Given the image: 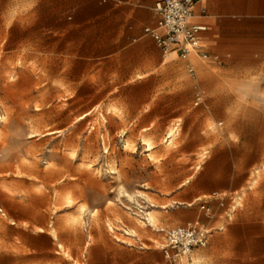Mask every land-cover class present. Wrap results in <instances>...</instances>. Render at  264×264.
Segmentation results:
<instances>
[{"label":"rangeland","instance_id":"1","mask_svg":"<svg viewBox=\"0 0 264 264\" xmlns=\"http://www.w3.org/2000/svg\"><path fill=\"white\" fill-rule=\"evenodd\" d=\"M156 1L0 0V264H170L165 231L198 221L210 243L180 264H264V22L234 17L192 75L154 43ZM230 143L252 167L225 207L172 198Z\"/></svg>","mask_w":264,"mask_h":264},{"label":"crops","instance_id":"2","mask_svg":"<svg viewBox=\"0 0 264 264\" xmlns=\"http://www.w3.org/2000/svg\"><path fill=\"white\" fill-rule=\"evenodd\" d=\"M64 1L72 3L71 6L67 7L77 10L78 16L83 14L86 17L84 12L87 9L91 10L93 6L92 0ZM155 3L149 5L144 13L148 15L156 27V17L153 12ZM203 10L205 15L197 17L196 22L208 27V31L202 36V40L210 58L215 60L220 57L211 54L206 42L212 40V42L218 44L217 48L221 49L226 42L231 41L230 37L226 36L235 25L232 20L234 17L248 16L252 21L258 22L262 20L264 22V0H201L197 5L196 14L199 15ZM76 25L81 26L83 22L77 21ZM250 32L253 33L252 28ZM134 41L136 42L137 40L135 39ZM188 153H192L191 150H188ZM251 167L252 165L245 164L244 147H240L237 143L227 144L220 147L210 159L204 162L199 171L192 176L188 183V190H184L180 194L172 196V198L181 199L183 204H196L203 202V198L213 197L216 200L221 199L220 203H222L224 202L223 197L237 193L244 188L246 173ZM207 203L211 205L212 201H207Z\"/></svg>","mask_w":264,"mask_h":264},{"label":"built area","instance_id":"3","mask_svg":"<svg viewBox=\"0 0 264 264\" xmlns=\"http://www.w3.org/2000/svg\"><path fill=\"white\" fill-rule=\"evenodd\" d=\"M201 0H159L153 7L156 17V27L150 31L157 47L166 55L175 54L178 58L188 61L189 73L196 74L191 62V56L196 55L203 60H209L210 55L205 50L202 36L208 31L204 24L196 22L197 17L205 15L201 11L199 16L196 8ZM202 97L197 95L195 106H199ZM169 137V136H168ZM236 199L232 200L235 205ZM225 207V202L220 203ZM206 217L213 216V209L209 203L200 205ZM236 206L227 211L235 214ZM212 237V232L199 221L187 226L165 231L166 244L163 251L170 264L182 263L194 250L206 248Z\"/></svg>","mask_w":264,"mask_h":264},{"label":"bare ground","instance_id":"4","mask_svg":"<svg viewBox=\"0 0 264 264\" xmlns=\"http://www.w3.org/2000/svg\"><path fill=\"white\" fill-rule=\"evenodd\" d=\"M199 16V15H198ZM169 60L171 61V60H174L175 59V57H176V55L175 54H171V55H169ZM2 119H3V117H2ZM55 132H52V133H50V134H54ZM173 136H174V134H173V132H171L170 133V135H169V137H168V141L170 140V139H172L173 138ZM167 141V142H168ZM173 142V140H171L170 142H169V145L171 144ZM142 144L145 146V150H146V152H149V153H151L152 151H153V149L155 148V145H154V143L151 141V140H149V139H143V141H142ZM150 156H151V154H149ZM126 197H128L131 201H133V202H135V198L132 196V195H130V194H126ZM137 197H145V195L143 194V192H138V195H137ZM139 205V208H141V209H143V207L140 205V204H138ZM152 207H157L156 205H152ZM167 207L168 206H162L161 208L162 209H167ZM86 213V210L84 209V208H82L81 209V214L83 215V214H85ZM142 213H143V219H145V221H143V220H139V222H140V224H141V227H143V228H145V227H148V226H151V227H157V225H158V223L160 222V216H158V214H157V211L155 210V209H152V210H149V211H142ZM96 215V212L94 213L93 212V214H92V216L94 217ZM75 223H77L78 221L77 220H75L74 221ZM14 224V223H13ZM113 229V228H112ZM163 231V230H162ZM125 235H127V236H129V237H132V238H134V237H137L138 236V233H137V231H135V230H126V232H125ZM59 248L60 249H64V246L62 245V244H60L59 245ZM66 252V251H65ZM68 255H69V253L68 252H66ZM202 261V257L201 256H199V255H197L196 257H194V263H196V264H198V263H200Z\"/></svg>","mask_w":264,"mask_h":264}]
</instances>
